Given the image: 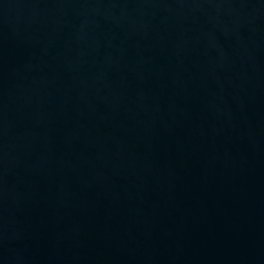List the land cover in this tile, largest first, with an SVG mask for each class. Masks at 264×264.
Returning a JSON list of instances; mask_svg holds the SVG:
<instances>
[{
	"label": "water",
	"instance_id": "95a60500",
	"mask_svg": "<svg viewBox=\"0 0 264 264\" xmlns=\"http://www.w3.org/2000/svg\"><path fill=\"white\" fill-rule=\"evenodd\" d=\"M0 264H264V0H0Z\"/></svg>",
	"mask_w": 264,
	"mask_h": 264
}]
</instances>
